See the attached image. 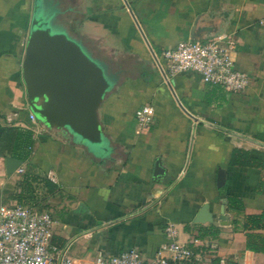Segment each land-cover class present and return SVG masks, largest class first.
Wrapping results in <instances>:
<instances>
[{"label":"crops","instance_id":"1","mask_svg":"<svg viewBox=\"0 0 264 264\" xmlns=\"http://www.w3.org/2000/svg\"><path fill=\"white\" fill-rule=\"evenodd\" d=\"M41 1L52 29L112 80L97 112L102 142L79 143L30 122L20 66L34 1L0 0V137L10 136L0 142V204L47 212L51 242L74 264L130 248L153 258L167 222L202 260L264 264L263 252L246 248L264 229H243L252 225L247 216L264 211V0H124L128 9L123 0ZM218 36L231 41L234 68L249 76L241 92L203 83L192 71L164 79L151 57L150 50L162 68L163 48ZM143 104L153 107V118L139 128L134 113ZM28 132L29 145L22 141ZM234 150L244 152L241 163L232 162ZM5 157L20 161L9 175ZM231 197L240 211L228 207ZM203 204L211 221L194 223ZM209 226L215 235L200 236Z\"/></svg>","mask_w":264,"mask_h":264},{"label":"water","instance_id":"2","mask_svg":"<svg viewBox=\"0 0 264 264\" xmlns=\"http://www.w3.org/2000/svg\"><path fill=\"white\" fill-rule=\"evenodd\" d=\"M33 1L31 26L24 42L20 66L25 104L45 128L65 131L79 143L98 145L102 142V132L97 112L105 93L112 86V80L105 74L102 65L65 32L52 30V25L42 13V1ZM123 3L128 9V4L124 0ZM150 53L161 76L166 79L156 56L151 50ZM176 102L192 120L202 122ZM4 161L7 175L20 164L12 157H5ZM206 209L207 205L203 204L194 223L211 221ZM227 211L226 200L222 199L219 224L228 223Z\"/></svg>","mask_w":264,"mask_h":264},{"label":"built area","instance_id":"3","mask_svg":"<svg viewBox=\"0 0 264 264\" xmlns=\"http://www.w3.org/2000/svg\"><path fill=\"white\" fill-rule=\"evenodd\" d=\"M231 50V41L224 36L202 42L184 40L163 48L160 59L167 75L192 71L203 83L241 92L249 76L234 68ZM28 118L35 122L32 113ZM152 118L153 107L149 104L141 105L134 113L139 128L147 127ZM51 223L49 214L34 205L0 204V264H74L62 246L51 242ZM163 230L166 241L153 258H144L130 248L115 255H97L90 264H228L222 256L214 261L202 260L186 244L179 243L174 223L167 222Z\"/></svg>","mask_w":264,"mask_h":264},{"label":"trees","instance_id":"4","mask_svg":"<svg viewBox=\"0 0 264 264\" xmlns=\"http://www.w3.org/2000/svg\"><path fill=\"white\" fill-rule=\"evenodd\" d=\"M7 131V129L5 130ZM0 142H9L10 141V136L7 134H5L4 136L0 137ZM22 141H26V144L29 145L30 143V133H26L22 139ZM235 151V155H233V163H241V161H239V159L242 158V154H244L243 151L241 150H234ZM239 152V153H238ZM239 154V155H238ZM246 156H243V158ZM19 159H24V156H19ZM251 160L246 159L245 164H250ZM45 184L48 186L49 182L47 180H44ZM23 183L27 184V180L23 179ZM228 207L231 210H235V211H240L241 210V203L239 200H237L234 197H231L228 199V203H227ZM261 218H264V211L259 213V215H249L246 217V219L252 224L251 227L249 228H245L243 227V229H255V228H263L264 229V224H261ZM199 231L201 232L200 236H211V235H215L216 233V229L209 226L206 228H200ZM247 235L251 238L250 234L247 232ZM254 239H251L249 242V244L246 245V248L252 251H261L264 253V236L260 235V234H255V236L253 235ZM257 239V241H256ZM258 243V244H257Z\"/></svg>","mask_w":264,"mask_h":264},{"label":"rangeland","instance_id":"5","mask_svg":"<svg viewBox=\"0 0 264 264\" xmlns=\"http://www.w3.org/2000/svg\"><path fill=\"white\" fill-rule=\"evenodd\" d=\"M53 30V29H52ZM176 228H177V226H176Z\"/></svg>","mask_w":264,"mask_h":264}]
</instances>
